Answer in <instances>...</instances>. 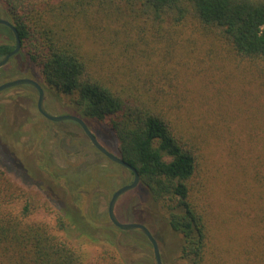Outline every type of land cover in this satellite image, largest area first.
Returning <instances> with one entry per match:
<instances>
[{
    "label": "trees",
    "instance_id": "trees-1",
    "mask_svg": "<svg viewBox=\"0 0 264 264\" xmlns=\"http://www.w3.org/2000/svg\"><path fill=\"white\" fill-rule=\"evenodd\" d=\"M50 3L51 0L41 2L46 6L42 15L35 18L30 12L35 9L32 0H0L22 42L19 52L0 67V79L21 73L15 70L16 66L12 67L14 59L21 55L29 64L38 66L42 76L39 82L44 89L53 88L58 93L73 96L71 103L85 121L93 119L110 129L116 150L102 144L138 170L139 187L147 194V205L164 211L168 229L175 237L180 236V257L190 260L191 264H221L220 254H215L213 259L207 256L213 221L208 207L199 201L197 188L190 185L197 173L198 154L175 131L167 111L160 108L171 92L153 84L143 89L151 97L144 98L143 93L133 96L131 86H119L117 73L126 76L123 68L131 59L132 46L140 51L147 47L154 51L156 47L150 45L149 40L157 37L166 38L162 41L169 49L176 39L180 40L177 33L180 25L196 20L207 34H214L218 41L225 42L227 51L252 63L264 76V0H62L59 5ZM140 21L150 24L152 32L137 26ZM81 29L95 44L101 42L106 46L102 51L108 54L107 58L101 60L83 51L78 39ZM132 37L143 44L130 41ZM15 44L12 29L0 24V60ZM104 64L115 72L105 73ZM14 88L24 90V97H30L23 110L24 118L10 134L18 139L23 133V124L31 119L29 106L37 109V102L31 104V100L34 92H38L29 84ZM12 97L14 107L20 108V96L13 94ZM42 117L48 124L59 123ZM6 120V116L0 118V128ZM32 132L37 136L36 131ZM3 139L0 129V264H79L74 249L65 239L52 233L44 223L28 219L32 211L28 199L19 208L11 203L21 186L9 173L22 184L35 185L44 192L47 200L57 206L59 225L65 231H76L93 241L118 244L131 251L140 250L143 255L136 264L149 261L157 264L153 246L145 234L121 230L110 221L105 209L102 213L97 210L99 199L107 196L106 190L114 183L110 167L86 157L83 167L66 168L59 164L56 152L46 147L47 137L41 140L38 151L30 152V160L25 163L3 147ZM108 160L128 172L132 181L131 170ZM257 172L254 178L259 194L254 195L258 199H253L251 208L262 214L264 220V170ZM86 197L88 207L83 210L80 201ZM133 206L136 207L137 202ZM143 224L158 241V234ZM246 264H250V260Z\"/></svg>",
    "mask_w": 264,
    "mask_h": 264
},
{
    "label": "rangeland",
    "instance_id": "rangeland-1",
    "mask_svg": "<svg viewBox=\"0 0 264 264\" xmlns=\"http://www.w3.org/2000/svg\"><path fill=\"white\" fill-rule=\"evenodd\" d=\"M43 1L32 0L35 9L30 12L33 17L42 15L46 6L41 4ZM61 1L51 0L50 4L59 5ZM0 12V17L10 19L2 4ZM136 24L151 31L150 24L143 21ZM202 29L196 20L180 25L177 32L180 40L176 39L169 49L162 41L166 38L157 37L149 40V44L156 47L154 51L148 47L140 51L132 46L131 59L126 61L123 68L126 76L117 73V82L119 86H131L133 96L143 93L144 98L151 97L143 89L153 84L171 92L160 108L167 111V118L175 131L198 154L197 173L190 185L197 188L199 201L208 207L213 221L208 235L207 256L213 259L215 254H220L221 264H246L247 260H250V264H262L264 220L263 215L251 207L254 206L253 199H258L254 195L256 192L259 194L254 175L259 169L264 170V76L252 63L227 51L225 42L218 41L214 34H207ZM153 33L162 34L161 31ZM78 39L88 55L101 60L108 57L102 51L106 46L101 42L95 44L82 29ZM130 41L143 44L135 37ZM105 63L117 69L109 62ZM13 66L21 73L0 79V83L18 77H31L42 82L39 67L29 64L22 55L14 59ZM104 66L105 73L113 71ZM13 94L20 96L18 103L22 106L19 110L14 107ZM45 94L49 113L81 116L71 103L73 96L48 87ZM24 95V90L14 87L0 92V118L7 117L5 125L3 122L0 128L4 137L3 147L26 163L30 160V152L38 151L41 140L43 142L47 137L49 143L46 147L56 152L59 164L66 168L73 170L78 166L83 167L86 157L110 167L113 173L111 181L114 183L110 190H106L107 196L99 199L97 208L101 213L104 209L108 212L109 200L115 189L130 182L128 172L100 155L77 123L62 121L48 124L34 106H29L31 119L23 124V133L18 139L13 138L10 134L24 118L23 110L30 101V97ZM37 99L38 93L34 92L31 104H36ZM86 122L102 143L116 150L114 136L108 127L93 119H86ZM32 130L36 131L37 136ZM29 132L32 133L31 137ZM53 144L58 147L53 148ZM9 177L21 186L20 193L11 199V203L19 208L28 199L32 203L28 219L44 223L52 233L65 239L74 249L79 264H136L142 257L140 250L131 251L118 244L93 241L76 231H65L59 225L61 218L57 206L47 200L39 187L22 184L18 177L10 173ZM146 198V192L139 186L121 195L116 205L118 218L123 222L146 223L158 234L163 264H191L190 260L180 257V236L175 237L173 231L168 229L164 211L148 206ZM88 202L87 197L80 201L83 210L88 207ZM134 202H137L136 207L133 206ZM148 264L154 262L149 261Z\"/></svg>",
    "mask_w": 264,
    "mask_h": 264
},
{
    "label": "water",
    "instance_id": "water-1",
    "mask_svg": "<svg viewBox=\"0 0 264 264\" xmlns=\"http://www.w3.org/2000/svg\"><path fill=\"white\" fill-rule=\"evenodd\" d=\"M0 24H4L12 29L15 38H16V44L15 48L7 53L1 60H0V67L4 66L8 63L10 58L17 54L21 48V38L19 36L17 28L6 18L0 17ZM29 84L33 86L37 92H38V99H37V109L39 113L44 116L46 119H49L51 121L55 122H62V121H74L76 122L82 129L84 134L88 137V139L91 141L93 146L100 151L103 155H105L108 159L111 161L120 164L124 166L125 168L131 170L133 173V179L130 183L123 184L115 189L113 192L109 204H108V216L110 221L118 228L124 231H139L142 232L147 236L149 241L151 242L154 250V255L157 264H163L160 247L157 239L154 237L151 230L143 223L141 222H134V221H127L123 222L121 221L116 213V205L119 197L129 191L134 190L137 186L140 184V174L138 170L125 161L120 155L112 152L110 149H108L105 145L102 144V142L99 140V138L96 136V134L91 130V128L88 126L87 122L84 118L81 116H78L76 114H59V115H53L48 112L46 108V94L45 89L41 85V83L31 77H18L11 80H7L5 82L0 83V92L4 91L9 88H13L20 85Z\"/></svg>",
    "mask_w": 264,
    "mask_h": 264
}]
</instances>
